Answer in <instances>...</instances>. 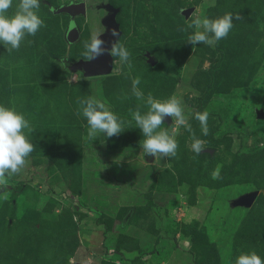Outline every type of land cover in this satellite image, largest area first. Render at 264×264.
Listing matches in <instances>:
<instances>
[{
  "label": "rangeland",
  "instance_id": "rangeland-1",
  "mask_svg": "<svg viewBox=\"0 0 264 264\" xmlns=\"http://www.w3.org/2000/svg\"><path fill=\"white\" fill-rule=\"evenodd\" d=\"M106 5L116 8L131 69L118 57L102 76L60 67L61 57L83 59L84 42L104 33ZM201 12L242 19L215 47L192 46L193 29H181ZM38 15L44 25L19 50L0 44V105L30 122L34 146L0 189V264H234L251 252L264 259V0H40ZM136 77L145 99L182 102L191 132L178 128L175 157L140 149L129 109L147 108L131 94ZM88 97L127 128L87 140L77 101ZM197 111L208 113L206 136ZM174 126L168 117L159 130ZM193 134L211 155L191 150ZM253 192L250 204L240 202Z\"/></svg>",
  "mask_w": 264,
  "mask_h": 264
},
{
  "label": "clouds",
  "instance_id": "clouds-1",
  "mask_svg": "<svg viewBox=\"0 0 264 264\" xmlns=\"http://www.w3.org/2000/svg\"><path fill=\"white\" fill-rule=\"evenodd\" d=\"M13 6V0H0V44L7 51L19 50L22 41L26 36H35L44 21L38 15L40 0H19L14 14L8 15ZM240 20V14L233 16L232 13H225L223 16L209 18L203 12L195 14L186 28L181 31L193 29L188 36L187 42L190 45L205 44L209 47L226 38L233 28V20ZM111 36L117 39L109 41L110 47L101 38V34L93 33L90 41L84 42L82 57L91 61L99 56L109 54L111 57H118L121 64H127L131 69L130 52L127 48L118 43L119 33L116 29L111 30ZM31 43V41H29ZM68 57H61L58 61L60 67H67ZM140 78L132 80L131 94L138 101H142L147 108L143 114L137 108L135 111L129 109L135 127L139 128L143 139L139 141L140 149L145 156L164 160L177 155L178 143L175 139L180 126H185L191 132V125L182 108V102L175 95L166 100L155 99L150 93L145 99L144 93L138 88ZM77 103L80 109L77 115H81L87 121V140L92 142L100 134L107 138L118 136L127 127L125 121L120 119L109 109L104 102L95 97L79 99ZM170 117L174 122L171 134L167 130H159ZM194 118L199 122L202 133L208 134V113L195 112ZM33 132L30 122L25 116L15 109L0 105V189L8 186V179L19 174L27 164V158L34 150L33 144L29 141L27 134ZM27 133V134H26ZM204 143L193 134L191 150L199 155L204 150ZM212 178L220 179V168L217 167L212 173ZM234 264H264L262 259L255 252L241 253Z\"/></svg>",
  "mask_w": 264,
  "mask_h": 264
},
{
  "label": "water",
  "instance_id": "water-1",
  "mask_svg": "<svg viewBox=\"0 0 264 264\" xmlns=\"http://www.w3.org/2000/svg\"><path fill=\"white\" fill-rule=\"evenodd\" d=\"M69 6V5H68ZM68 6H63V11H65L70 17L71 11L69 10ZM77 8L79 9V14H84L85 9L82 2H78ZM109 13L104 17L103 23L105 24L106 28L104 33L101 34V38L105 40L106 47H110L109 41L117 39L116 37L111 36V30L116 29L119 33V29L117 27V24L114 21V14L116 12V8H114L111 5H106L105 7ZM184 16H187V14L190 12V9H185ZM77 12V11H76ZM75 35V28L72 23H70L67 27L66 36L68 39H72ZM112 66V60L111 56L105 52V54L99 56L96 59H93L91 61H86L84 59H78L74 62L67 63V68L70 71H80L84 76H98V75H105L108 74L111 70ZM206 151L209 155L212 153V149L203 150ZM255 197V193H249L248 195H245L241 197L240 202L243 204H250L252 200Z\"/></svg>",
  "mask_w": 264,
  "mask_h": 264
},
{
  "label": "trees",
  "instance_id": "trees-1",
  "mask_svg": "<svg viewBox=\"0 0 264 264\" xmlns=\"http://www.w3.org/2000/svg\"><path fill=\"white\" fill-rule=\"evenodd\" d=\"M67 63H69V62H68V61H66V64H67ZM105 75H106V74H105ZM98 76H102V75H98ZM89 77H91V76H89Z\"/></svg>",
  "mask_w": 264,
  "mask_h": 264
}]
</instances>
